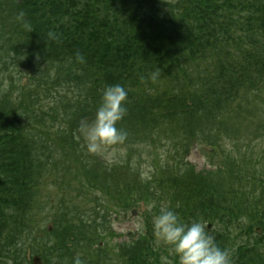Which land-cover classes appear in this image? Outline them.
<instances>
[{
    "label": "trees",
    "instance_id": "1",
    "mask_svg": "<svg viewBox=\"0 0 264 264\" xmlns=\"http://www.w3.org/2000/svg\"><path fill=\"white\" fill-rule=\"evenodd\" d=\"M245 1L248 5L231 0H0V264H15L20 255L30 264L28 251L39 254L45 264H72L77 254L84 264H162V256L176 264L148 220L136 238L109 244L107 238L115 233L107 227V211H125L139 202L154 204L155 215L163 206L185 223L209 222L215 243L233 250V264H264V168L245 167L242 159L226 152V170L198 172L189 165L155 186L152 178L142 179L134 170L130 154L109 165L89 153L80 131L86 117L95 118L103 89L120 84L128 93L127 112L117 127L132 133L133 145L136 128H143L149 116L152 122L168 116L173 121L178 115L183 120L182 133L173 135L174 146L170 144L177 155L189 150V140L199 131L215 146L211 131L202 132L205 125L227 138L231 120L245 122L243 113H255L264 103L258 89L264 81V0ZM245 6L253 15L242 19L239 14L236 21L231 11L242 13ZM21 10L33 31L15 20ZM239 28L261 31L252 40L246 33L245 41L237 35ZM50 31L56 39L48 37ZM246 44L250 47L242 51ZM203 59L210 64L197 85L193 75L202 74ZM43 63L49 75L38 78ZM153 72L161 77L173 73L168 84L179 92L168 86L152 94ZM15 74L27 75L31 89L17 87ZM51 76L57 77L52 83ZM59 77L77 85L75 104L63 107L60 117L50 116L64 118L66 124L50 129L44 112L40 115L23 101L60 84ZM263 126L264 117L253 133ZM47 161L53 166L48 171L60 169L68 176L74 172L73 178L85 182L83 187L98 189L112 201L86 196L85 201L95 205L82 213L70 202L63 204L52 229H37L39 235L33 238L34 215L42 211L37 186ZM60 179L68 184L65 177ZM235 226L244 229L245 240L239 242L232 234Z\"/></svg>",
    "mask_w": 264,
    "mask_h": 264
},
{
    "label": "rangeland",
    "instance_id": "2",
    "mask_svg": "<svg viewBox=\"0 0 264 264\" xmlns=\"http://www.w3.org/2000/svg\"><path fill=\"white\" fill-rule=\"evenodd\" d=\"M231 1L235 5L239 1H243L245 5H248L245 0ZM163 2H170V0H163ZM237 10L239 9L237 8L235 11ZM222 12L223 10H221V13ZM231 12L232 15L236 18V21L238 20L237 18L239 14L241 17H243L242 19H246V17H251L253 15V9L247 10L246 6L242 13H235L234 11ZM244 27L245 24L242 25V29H245ZM232 28L236 29V27L234 26ZM242 29H237V35L245 41H247L248 38L250 40L258 38L259 31H261L260 29H258L256 32L252 29H249L248 31H241ZM251 32H253V34L249 35V33ZM246 33H248V35H246L248 36V38L245 37ZM4 37L6 38L7 35H4ZM248 47H250L248 46V44H246L245 46L242 45V51H245L243 48ZM202 61L204 64L199 67L202 74H199L197 72L196 75H193V83L197 85L201 84L202 81L205 80V70L207 68V64H210V60L205 61L203 59ZM43 64L44 65H42L41 69L39 71H36L38 72V78H41V74L45 77H48L49 75L48 71L43 70L44 68L46 69V63ZM54 65L57 66L58 62L54 61ZM52 68L53 67H51L50 70H52ZM23 72H27V70H24ZM175 73L178 74L177 72ZM172 74L173 73H163V77H161L160 75V77H156V79L153 81L155 89L152 90V94H154L155 90L163 92L166 88L168 89V86H170L168 84L170 83L169 77L173 76ZM196 77H198V79ZM56 78L57 77L54 76L49 77V82L52 83V81ZM64 78H58V80H61L60 84L54 86L48 85V89L44 90V92H41L38 95L39 97H37L36 95H31L30 97L25 96L23 105L25 107H33V110H36V112L40 115L41 112H44V114L42 115L47 118V120H50V116L56 114H59L60 117L63 114V107L73 106L72 104H75L73 91L77 86L73 81L66 80ZM4 81L5 85H7V76ZM13 82L17 87L24 85V87L30 88V86L27 85V75L15 74L13 77ZM172 86L176 87V85L173 83L170 88H173ZM30 89L27 90L29 91ZM258 89H261V94L264 97V81L263 83L262 81L260 82ZM174 90L175 92H179L177 91L178 89ZM248 96L252 97L253 94L250 93ZM261 106L262 107L259 106V109L255 113L253 110V113L251 114H247L246 112H244L245 114L243 113V117L245 122H238V125L240 127L237 125L238 120H231V124L228 123V126L230 128V133L228 134V136L230 137L226 135L225 136L227 138L222 137V135L220 136L216 129H214L213 127L209 128L207 125H205L204 131L202 132H208L209 130L211 131L210 134L215 146H211L206 143L207 140L200 135L201 132L199 131L196 133L195 138L189 140V143L191 144L189 146V150L182 153V155H177L176 151L173 149L174 147H172L174 146V142L176 139L173 135H175L176 137L180 133H182L181 129L184 124L183 120L178 115L177 119L173 121L171 116L161 119H155L153 117L155 122H152L150 121L151 116H149L147 121L145 120L143 128L142 126L136 128V132L133 136V140L136 137V140H134L136 142L135 145H133V141L129 138V136H132V133L130 134L127 132V139L123 144L108 146L101 153H98L96 155H98L100 159L105 163L113 165L116 164L127 153L130 154V159L134 163V170H139L141 177L147 176L150 177V179L152 178V184L155 186L160 184L159 182L162 178L166 177L168 179L178 171L185 172L184 168L189 167V165L193 166L195 171L198 172L203 170H214L217 167H222V170H226L224 161L225 163L230 164L229 158L222 157L226 152H230L234 157H239L240 159H242L245 167L256 165L255 168L261 171V169L264 168V163H262L264 162V159H262L264 158V126L259 131L253 133L255 126L264 117V103H262ZM31 108L29 109L31 110ZM85 119L87 120V122L85 120V123H90L92 120H94L91 115L86 117ZM64 121V118L51 119L49 122V125L51 126L50 129H55L58 125L65 126L66 124L64 123ZM173 124H175L177 127L175 131H173ZM232 130H236L234 134L232 133ZM183 137L185 136H182V138ZM128 141L130 142V145H132V147L130 148H128L126 144V142ZM170 144H172V146ZM179 152L181 153L182 150H179ZM50 162L51 161H47L45 172L42 175L41 180H39L37 186V190L39 192L38 203L42 205V211L34 215L36 224H34L32 228L33 238L39 235L37 229L41 230L42 228L51 226L52 220L55 216V212L60 211L62 207H64L63 204L70 202V204L68 203L69 205L74 204L77 207L78 211L82 213L83 210L89 209L90 206L95 205L94 202L90 201L88 204V201H85L87 198L86 196L89 197L88 200H91V196L96 194L97 196H95L94 198L97 199L103 197L107 202L106 204H110L112 201V199L107 197L98 189H93L88 186L83 187L85 182L82 181V179H80L79 177L76 179L73 178L74 172H72L68 176L64 172H61L60 169V171L57 169L48 171L49 169H53L52 163ZM246 170H251V168H246ZM176 175H179V173H176ZM62 176L66 178L68 184L62 182V180L60 179V177ZM247 188L251 190L249 186H247ZM258 189L256 191H259ZM81 190L83 191L81 192ZM148 206L149 205H147V210L145 211L146 206L143 203H140L134 208V214L128 211L126 214L121 212L120 214L116 215L112 214L111 210L107 211V213H109L108 219L111 223L110 227L116 233V236L107 238L109 243L112 245L115 242H121L128 238H131L134 236V234L141 233L146 226L147 220L152 223L153 217L155 216L156 212L153 211V209L149 211ZM39 221L40 223L38 224ZM50 229L52 228L50 227ZM232 234L240 237L239 242L245 240L247 236L245 235L244 229L241 230L238 226H235ZM30 241L31 240H27V243L32 244L33 240L31 242ZM39 242L40 240L38 238L35 243ZM162 245L165 246L164 243ZM27 254L29 255L30 259H32L34 255H36H31L30 252H28ZM18 257L19 258L17 260H19V262L16 261L15 264H28L23 259L22 255ZM8 264L13 263L12 261H9ZM40 264H42V261Z\"/></svg>",
    "mask_w": 264,
    "mask_h": 264
},
{
    "label": "clouds",
    "instance_id": "3",
    "mask_svg": "<svg viewBox=\"0 0 264 264\" xmlns=\"http://www.w3.org/2000/svg\"><path fill=\"white\" fill-rule=\"evenodd\" d=\"M25 12L19 11L15 20L22 24L26 31H33L31 24L24 19ZM50 39H56L53 32L48 33ZM77 60L84 62L82 55L77 53ZM159 72H153L151 79L155 80ZM128 93L120 84L106 86L101 95V103L96 110L95 118L90 123L81 125V135L89 153H101L106 147L123 144L127 132L117 127L127 112L124 104ZM142 179L150 177L142 176ZM150 204L149 211L154 207ZM209 222L194 220L185 223L178 214L168 207H160L153 217V234L157 240L169 247V255L177 258L176 264H233V250L221 248L215 243V237L209 231ZM162 264H173L168 256L161 257ZM72 264H84L77 254Z\"/></svg>",
    "mask_w": 264,
    "mask_h": 264
},
{
    "label": "water",
    "instance_id": "4",
    "mask_svg": "<svg viewBox=\"0 0 264 264\" xmlns=\"http://www.w3.org/2000/svg\"><path fill=\"white\" fill-rule=\"evenodd\" d=\"M37 262H38V258L35 257V258L33 259V263H37Z\"/></svg>",
    "mask_w": 264,
    "mask_h": 264
}]
</instances>
